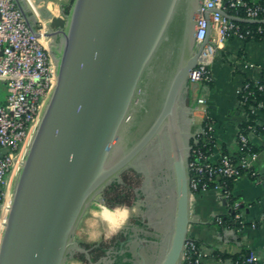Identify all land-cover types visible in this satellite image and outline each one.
<instances>
[{"label": "water", "instance_id": "water-1", "mask_svg": "<svg viewBox=\"0 0 264 264\" xmlns=\"http://www.w3.org/2000/svg\"><path fill=\"white\" fill-rule=\"evenodd\" d=\"M200 6L201 0H72L49 32L59 38L51 47L57 82L18 175L0 264H66L74 248L87 253L74 240L86 209L162 131L173 156L176 200L159 264H181L194 198V108L189 139L181 99L208 42L196 41ZM220 11L240 22H264ZM146 90H154V106L137 130Z\"/></svg>", "mask_w": 264, "mask_h": 264}, {"label": "built area", "instance_id": "built-area-1", "mask_svg": "<svg viewBox=\"0 0 264 264\" xmlns=\"http://www.w3.org/2000/svg\"><path fill=\"white\" fill-rule=\"evenodd\" d=\"M220 10L229 14H232L231 10L241 11L244 14L242 18L264 20V0H201L196 41L202 44L208 38V42L204 44L198 64L189 73V82L192 84L212 82V63L225 42L231 39L244 42L248 36L253 38L256 34H260V41H264V22L257 23L254 29H246L242 22L228 18ZM49 32L52 30L45 27L33 31L15 0H0V83L5 87L4 97H1L0 91V238L12 200L10 176L22 166L57 82V65L51 50L55 37L50 36ZM254 65L253 62H243L241 68L245 70ZM255 81V89L246 81L237 88L236 95L241 107L253 95V90L264 92L263 79ZM262 106L264 101L254 100L251 112L256 114ZM207 112V96H199L192 114L191 138L194 144L191 145L189 156L191 191L195 196L211 189L222 190L229 198V189L219 184L210 188L209 183L221 178L237 179L248 172L253 177L258 175L255 163L261 152L253 150L250 138L256 132L253 126L245 125V129L239 130L237 134L239 152L235 155L227 152L215 155L216 127ZM248 128L251 129L249 133ZM200 141L204 146L214 142L213 150L207 153L201 146H195ZM240 207L242 203L236 200L231 205V211L242 225L239 229H243L248 221ZM216 220L221 221V218L217 217ZM261 220L264 221V212ZM255 222H252L253 228L257 227ZM204 256V248L188 237L181 264H201ZM258 262L256 253L251 252L233 264Z\"/></svg>", "mask_w": 264, "mask_h": 264}, {"label": "crops", "instance_id": "crops-1", "mask_svg": "<svg viewBox=\"0 0 264 264\" xmlns=\"http://www.w3.org/2000/svg\"><path fill=\"white\" fill-rule=\"evenodd\" d=\"M33 31L45 27L53 29L65 18L66 9L72 0H15ZM53 18L57 19L53 23ZM243 62H253V68L242 69ZM264 71V41H239L231 39L216 53L212 63L213 80L210 83L190 84V90H197L198 97L206 95L209 117L215 122V155L221 152L237 154L240 150L237 134L240 124L248 120V115L240 106L236 90L247 78L262 79ZM196 102V101H195ZM263 126L259 133L251 135V142L264 148V110L256 114ZM256 177L243 174L231 185L230 192L242 203V214L249 223L259 221L264 212V160L261 152L255 163ZM102 206V205H101ZM100 205L89 206L90 214L97 213L102 218ZM231 206L222 190L211 189L196 194L192 200L191 224L188 237L196 240L204 248L205 256L201 264H233L235 255L256 253L257 264H264V221L253 228H221L215 223L219 216L230 214ZM82 218L76 239L83 243L100 242L103 235L102 223ZM77 262H79L77 260ZM80 263V262H79Z\"/></svg>", "mask_w": 264, "mask_h": 264}, {"label": "flooded vegetation", "instance_id": "flooded-vegetation-1", "mask_svg": "<svg viewBox=\"0 0 264 264\" xmlns=\"http://www.w3.org/2000/svg\"><path fill=\"white\" fill-rule=\"evenodd\" d=\"M55 40L59 42V38ZM154 99V90H146L135 124L137 130L142 129L149 119ZM181 106L182 128L190 139L187 135L188 113L195 106L192 90L183 94ZM113 182L118 184L119 200L113 210L103 211L102 218L115 227V231L100 241L111 238V244L106 245V250L96 261H92L97 252L95 247L100 242L88 248L83 244L89 243L76 240L87 253L74 248L72 257L84 254L91 264H117L119 260L123 264H159L172 229L176 200L173 156L166 132L155 137L108 186ZM108 186L98 194L104 202L112 197ZM74 264L80 263L74 261Z\"/></svg>", "mask_w": 264, "mask_h": 264}, {"label": "trees", "instance_id": "trees-1", "mask_svg": "<svg viewBox=\"0 0 264 264\" xmlns=\"http://www.w3.org/2000/svg\"><path fill=\"white\" fill-rule=\"evenodd\" d=\"M72 2V1H71ZM71 4V3H70ZM70 9V5L68 6V8L66 9V13H68ZM230 13L232 14H236V15H239L241 17H244V14L241 12V11H234V10H231ZM246 29H254L256 26H257V23H248V22H242L241 23ZM254 39L256 40H260L262 38V36L259 34H256L254 37ZM253 38H251L250 36H248V38L246 39V41H249V40H252ZM264 72V71H263ZM263 81H264V74H263ZM246 82H248L250 84V87L252 89H255L257 84H256V81L254 79H251V78H247L245 80ZM253 95L248 99V102L245 103L243 105V109L245 110V112L247 113L248 115V120L242 124H240V130H244L245 129V125L248 124L253 126L254 130L256 133H259L263 126L260 122H258L257 118H256V115L253 114L251 112V106L254 104V100H257V101H264V92L262 91H257V90H253ZM255 97V98H253ZM254 99V100H253ZM261 110H264V106L261 107ZM251 131V129L248 128V133ZM190 144L193 145L194 144V139H190ZM214 142H210L208 143L206 146L203 145V142H199L198 144H195V146H201L203 150H205V152L209 153L213 150V147H214ZM251 145H252V148L253 150L255 151H258V152H262L263 154V160H264V148L262 146H257L255 145L254 143L251 142ZM249 176L253 177L252 173L251 172H248ZM236 179H224V178H221V179H218L216 181H211L209 183V187L210 188H213L215 184H219L222 188H227V189H231V185L233 184V182L235 181ZM118 184L117 182H113L112 184H110L107 188L108 191L111 192L112 194V197H110V200H111V205L109 204L108 205V208H114L115 205H117L118 203ZM237 198H235L232 194L230 195V197L228 198V202L230 204V206L234 203V201H236ZM112 208V209H113ZM240 209H242V207H240ZM221 218V221H218L215 219V223L218 224L221 228L225 229V228H235V229H239L240 227H242V225L239 223V221L237 219H235V214L231 211L230 214L226 215V216H219ZM263 222V220H259V221H256V226H259L261 223ZM245 226H252V223H246ZM111 238H108V240L104 239L102 242L98 243L95 247V250L97 251L96 253H94V255L92 256V261H96L100 255L102 253H104V251L106 250V245H110L111 243ZM197 242V241H196ZM199 243V242H198ZM83 246H86V247H91L93 246L92 244H83ZM77 255H80V254H77ZM76 255V256H77ZM245 255H247L246 253L243 254V255H235L233 257V260L236 261V260H242ZM78 257V256H77ZM81 260H83L86 264H91L90 261L86 260V258H81ZM117 264H123L120 260L117 261ZM124 264H127V263H124Z\"/></svg>", "mask_w": 264, "mask_h": 264}, {"label": "rangeland", "instance_id": "rangeland-1", "mask_svg": "<svg viewBox=\"0 0 264 264\" xmlns=\"http://www.w3.org/2000/svg\"><path fill=\"white\" fill-rule=\"evenodd\" d=\"M190 84H192V83H190ZM0 91H1V97H4V94H5V87H4V85L2 84V83H0ZM192 92H193V94H194V96H195V101L197 100V98H198V91L197 90H192ZM196 103V102H195ZM20 169H21V167H20ZM20 169H16L15 170V172L10 176V184H9V189H10V193H11V195H12V197H13V193H14V190H15V186H16V182H17V179H18V175H19V172H20ZM107 203H111V200L109 199L107 202H104L102 199H101V197L99 196V195H97L96 197H95V199L91 202V206H93V205H102L101 207H100V209H102V211H105V210H113L112 208L110 209V208H108V206L107 205H109V204H107ZM89 205V206H90ZM111 205V204H110ZM89 208V207H88ZM88 208L86 209V211H85V213H84V215H83V217L82 218H85V217H87L88 215L90 216L91 215V219H93V220H97V219H99V223H102V225H101V228H103V235H102V238H105V236H106V238L107 237H109V236H111L113 233H114V231H115V227H113V226H111V224H109V222H107L105 219H103V218H98V216H97V213H95V214H90V212H89V210H88ZM115 208V207H114ZM106 214L105 215H109V214H107V212H105ZM104 218H107V217H105L104 216ZM82 220V219H81ZM75 234H76V232H75ZM74 234V240L76 239L75 237H76V235ZM1 239V238H0ZM78 256V257H77ZM76 257H69L68 258V260H67V263L66 264H74V261H79L80 262V264H86L83 260H81V258H85V255L84 254H80V255H77ZM86 260H88V259H86ZM89 261V260H88ZM136 261H137V263H139V259H136ZM140 262H141V260H140Z\"/></svg>", "mask_w": 264, "mask_h": 264}]
</instances>
